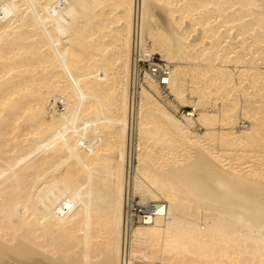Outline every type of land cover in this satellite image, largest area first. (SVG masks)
Listing matches in <instances>:
<instances>
[{"label":"bare ground","instance_id":"bare-ground-1","mask_svg":"<svg viewBox=\"0 0 264 264\" xmlns=\"http://www.w3.org/2000/svg\"><path fill=\"white\" fill-rule=\"evenodd\" d=\"M0 264H264V0H0Z\"/></svg>","mask_w":264,"mask_h":264},{"label":"built area","instance_id":"built-area-1","mask_svg":"<svg viewBox=\"0 0 264 264\" xmlns=\"http://www.w3.org/2000/svg\"><path fill=\"white\" fill-rule=\"evenodd\" d=\"M133 49V60H132V69H131V90H137L140 82L143 78L144 71L149 72L156 81L161 85L165 86L168 79V67L164 63H159L158 65L150 64L149 62L141 61L139 58H136L134 55Z\"/></svg>","mask_w":264,"mask_h":264},{"label":"rangeland","instance_id":"rangeland-1","mask_svg":"<svg viewBox=\"0 0 264 264\" xmlns=\"http://www.w3.org/2000/svg\"><path fill=\"white\" fill-rule=\"evenodd\" d=\"M158 60V58L157 57H153L152 56V59L150 60V63H153V64H159L160 62H158L157 61ZM162 63V62H161ZM164 63V62H163ZM141 86H146V84H145V80L142 82V85ZM139 88V87H138ZM137 88V89H138ZM167 94V93H166ZM160 102H162L163 104H165L166 105V107L170 110V111H172L173 113H175L176 114V116L177 117H179V113H176V112H174V108L172 107L171 108V106H170V104H168L167 102H173V100H172V98L171 97H169V96H167L166 97V99H165V97H161V99L159 98L158 99ZM166 100V101H165ZM137 103H138V101H137ZM173 104L174 105H176L177 106V108H178V111H180V113H188V112H192V108H190V107H186V108H181L176 102H173ZM137 108H138V104L136 105V112H137ZM137 141V136L135 135V142ZM134 165H135V163H134ZM132 205H133V208H132V211L131 212H133L134 214H140V212H143L144 211V209H145V206L143 205V204H141L140 203V197L138 196V195H136V196H133V198H132ZM133 223H134V220H133Z\"/></svg>","mask_w":264,"mask_h":264}]
</instances>
